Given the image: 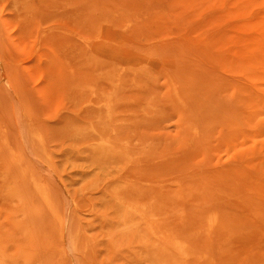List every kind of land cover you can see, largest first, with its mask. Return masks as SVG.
Segmentation results:
<instances>
[{
  "label": "rangeland",
  "instance_id": "374dc122",
  "mask_svg": "<svg viewBox=\"0 0 264 264\" xmlns=\"http://www.w3.org/2000/svg\"><path fill=\"white\" fill-rule=\"evenodd\" d=\"M263 32L264 0H0V264H264Z\"/></svg>",
  "mask_w": 264,
  "mask_h": 264
},
{
  "label": "bare ground",
  "instance_id": "6f19581e",
  "mask_svg": "<svg viewBox=\"0 0 264 264\" xmlns=\"http://www.w3.org/2000/svg\"><path fill=\"white\" fill-rule=\"evenodd\" d=\"M263 34H264V32H263ZM258 40H259V38H258ZM262 46H263V44H262ZM239 69L243 70V68H239ZM36 135L38 136V138L42 142H44V138L42 135H40V134H36ZM39 192L41 193V196H43V199H45L44 201H47L48 203H50L47 194L43 190H39ZM50 208L53 212L57 213V210L54 207H52V205ZM218 223H220V218H219V215L217 213L208 216L207 224L209 225V227H215ZM150 229L152 232L156 231L155 226L152 223L150 225ZM159 239L163 240L162 251L165 252L166 254L169 253L170 255H172V259L174 261H177L179 259L186 260L192 252L191 248L188 245V242L185 239H182L179 237H172L171 235L166 234V233L163 236H160Z\"/></svg>",
  "mask_w": 264,
  "mask_h": 264
}]
</instances>
